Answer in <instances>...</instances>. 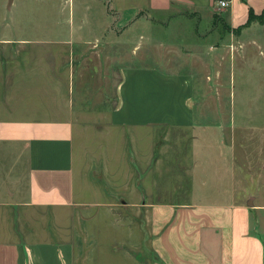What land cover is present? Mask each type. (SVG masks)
<instances>
[{"label":"crops","instance_id":"0c3cea01","mask_svg":"<svg viewBox=\"0 0 264 264\" xmlns=\"http://www.w3.org/2000/svg\"><path fill=\"white\" fill-rule=\"evenodd\" d=\"M87 1L81 0L83 14L90 9ZM217 1L143 0L129 7L116 3L111 6L118 17L110 26L160 25L166 14L183 13L197 22L210 16L233 32L247 22L250 7L256 14L264 12V0H228L226 7ZM71 13L64 21L65 34L37 41L50 44V52L26 57L37 68L24 60L26 54L19 55L23 39L9 38L0 44L13 50L0 53L1 61L15 59L14 67L0 69V264H86L85 246L72 237L65 212L88 205L106 206L121 224L108 247L107 264H264V237L257 232L258 224L264 223V203L254 195L244 199L245 194L238 192L231 171L233 147L225 141L221 126L208 125L207 115L197 111L196 98L207 96V77L199 85L195 71H183L184 67L173 71L167 66L125 64L115 89L117 101L109 104V92L101 95L97 87H85L82 78L87 72L74 66L73 58L81 59L82 65L87 52H104L115 36L104 34V21ZM200 36L204 38L195 36L193 47L186 51L182 44L187 41L151 42L164 47L171 42L172 57L187 62L197 61V55L206 64L207 36ZM144 39L141 35L135 46L139 52ZM53 44L56 50H51ZM94 92L98 99L90 98ZM205 103L204 98L201 104ZM89 117L91 124L85 122ZM116 127L123 130L122 138L121 133L112 136ZM90 130L107 133L109 144L129 141L124 181L120 183L118 175L108 177L119 188L108 201L100 199L97 177L109 174L105 161L93 162L88 179L87 167L76 154L77 131L84 137ZM166 155L187 163L185 175L163 181ZM93 157L98 159L96 152ZM55 210H60L54 219L62 237L53 239L47 233L34 237L28 228L21 235L23 220H46ZM253 213L262 214L254 221ZM91 234L85 231L84 244ZM143 235L152 256H136L139 252L133 248L141 247Z\"/></svg>","mask_w":264,"mask_h":264},{"label":"rangeland","instance_id":"374dc122","mask_svg":"<svg viewBox=\"0 0 264 264\" xmlns=\"http://www.w3.org/2000/svg\"><path fill=\"white\" fill-rule=\"evenodd\" d=\"M141 1L143 0H100V2L88 0L86 7L90 6V9L83 14V10L80 9V6L83 7L81 0H72V2L68 0L65 6V0H14L11 3L10 0H0V44H5L2 40L9 38L23 39L25 42L21 44L23 48L19 55L26 54L23 58L28 63L27 56H40V53L50 52V44L37 43V41L65 34L67 27L64 21L70 18V10H72V17L75 14V18L82 15L83 18L89 20L96 18L104 21L106 26L103 28L107 29L104 34L115 36L116 40L113 44H105L104 52H93L94 54L92 51L87 52V59L82 62V65H79L81 59H76L75 56L73 58L74 66H83L87 72L82 78L85 80V87L89 90L97 87L101 95L102 91L109 92V104L117 101L115 89L120 77V67L125 64L141 63L164 68L167 66L173 71L184 67L183 71H195L199 85L203 82L201 80L207 77V96L196 98L200 103L197 111H203L207 115L208 125H220L225 141L231 145V148L233 147L231 171L233 172V183L237 186L238 192L245 194L244 199L254 195L256 201L264 203V13L253 17L248 23L243 24V27L235 28L233 32L225 28L221 22H214L210 16L204 15L197 22L194 18H186L183 13L166 14L159 20L160 25L159 23L142 22L132 26L124 25L125 27L117 26L116 28L113 24L110 26V23L118 17L111 5L117 3L129 7L136 6ZM195 18L198 20L197 17ZM141 35H145L147 39L143 40L145 43H142L143 46L139 52L135 46ZM197 35H199L198 38H204L200 35L207 36L205 40L207 41L206 64L197 55H195L197 61L187 62L184 57L182 59L172 57L174 52L171 50H174L175 46L173 43L187 41L188 43L182 44L186 51L193 47L191 42ZM156 39L170 40L173 43L168 42L169 44H165L164 47L163 44L151 42ZM202 43L205 44V42ZM56 48L58 46L53 44L51 50H56ZM195 50L198 52V49ZM12 51L10 46L9 49L0 47L1 54ZM128 52L131 53L130 57ZM107 54L111 56L110 59ZM190 54L189 51L188 55ZM59 56L57 59L60 64L63 60ZM14 61V57L9 58L5 63L0 59V69H11L15 66ZM180 61L185 63L177 65ZM29 66L38 67L37 63L29 64ZM98 68L103 71L99 72ZM93 97L98 99L95 92L90 98ZM204 98L206 105L201 104ZM85 120L88 118H84L83 121ZM85 122L91 124L92 120L89 117V120ZM121 131H123L121 128L116 127L112 130V136L115 135L118 138L121 133L122 138ZM81 134L77 131L76 154L84 167H87L88 179H92L90 172H93L94 161L97 164L105 161V165L110 169L109 174L107 173L109 176L104 173L97 175L101 181L102 197L100 199L108 201L119 191L117 185H112L111 177L118 175L122 177L118 178L120 183L124 181L128 166L127 160L130 158L129 141L124 144L120 139L117 145L109 144L107 133L104 136L99 132L96 133L95 130L88 131V135L84 137ZM94 152L101 161L93 157ZM167 160H170L169 164ZM186 164L178 162V156L174 160L166 155L163 181L171 182L177 179L178 173L185 175ZM184 179H187V176ZM86 199L93 200L94 198L86 197ZM73 210L65 212L67 216L65 221L70 224L72 237L80 239L85 246V253L88 255L86 264H107L111 239L119 235L118 231L121 228L116 215H113L112 211L108 212V208L104 205L80 206ZM59 211L51 212L46 220L36 218L30 220L29 223L27 219L23 220L19 232L23 235L28 228L29 232L35 234L34 237L38 235L42 237L45 233L53 239L62 237L59 222L54 219ZM261 214L253 213V220L255 221L256 217ZM2 221L0 219V225ZM257 228V232L264 237V223L263 227L258 224ZM44 229L48 232L43 233ZM87 230L93 234L87 236L88 241L84 244L83 235ZM147 245V238L143 235L141 247L133 248L135 245H132V248L139 252L136 256L142 254L152 256L146 248Z\"/></svg>","mask_w":264,"mask_h":264},{"label":"trees","instance_id":"16d2710c","mask_svg":"<svg viewBox=\"0 0 264 264\" xmlns=\"http://www.w3.org/2000/svg\"><path fill=\"white\" fill-rule=\"evenodd\" d=\"M264 12H262L261 14H263ZM258 14L255 13L254 9L252 7L249 8V18L247 20L246 23H248L253 17H257ZM239 27H243V26H239Z\"/></svg>","mask_w":264,"mask_h":264},{"label":"built area","instance_id":"2783aa9c","mask_svg":"<svg viewBox=\"0 0 264 264\" xmlns=\"http://www.w3.org/2000/svg\"><path fill=\"white\" fill-rule=\"evenodd\" d=\"M217 5H219L220 7H226L229 5V2L228 0H218Z\"/></svg>","mask_w":264,"mask_h":264},{"label":"water","instance_id":"95a60500","mask_svg":"<svg viewBox=\"0 0 264 264\" xmlns=\"http://www.w3.org/2000/svg\"><path fill=\"white\" fill-rule=\"evenodd\" d=\"M12 0H10V3H11Z\"/></svg>","mask_w":264,"mask_h":264}]
</instances>
